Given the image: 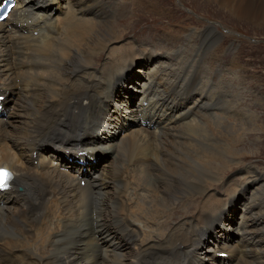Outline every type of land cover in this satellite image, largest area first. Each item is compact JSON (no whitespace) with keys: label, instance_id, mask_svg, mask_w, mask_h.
Instances as JSON below:
<instances>
[{"label":"bare ground","instance_id":"bare-ground-1","mask_svg":"<svg viewBox=\"0 0 264 264\" xmlns=\"http://www.w3.org/2000/svg\"><path fill=\"white\" fill-rule=\"evenodd\" d=\"M17 1L13 19L0 22V58L6 59L0 62V90L8 94L0 102V112L6 111L0 116V159L16 173L17 184L16 191L0 197V264H264V251L254 250L251 258L247 253L255 238L264 244V188L245 205V224L257 231L242 234L243 217L237 222L227 216L235 195L246 191L247 182L255 186L264 181V172L245 165L243 180L230 184L226 197L205 194L215 190L216 182L223 185L232 170H242L249 128L259 121L242 105L234 112L242 90L211 85L218 64L227 61L230 72L244 71L221 55L226 40L214 48L202 49V42L195 46L205 28L212 27L217 40L221 37L215 25L196 22L201 29L195 30L187 23L176 44L189 34L193 41L178 67L179 53L185 51L171 54L175 64L149 70L161 69V74L146 75L142 67L168 57L143 44L114 48L130 31L126 21H97L93 7L100 4L102 16L108 17V0ZM210 3L264 24V0ZM138 32L131 35L135 43L141 38ZM131 59L140 60L135 64ZM96 60L99 65L93 64ZM206 61L214 63L210 69ZM138 79L151 82L140 89ZM262 97L264 92L257 96L259 108ZM144 120L156 127H144ZM85 149L96 155H81ZM65 150L74 154L64 155ZM98 156L100 161L90 162ZM70 158L83 164H72L71 173L61 171ZM79 177L87 179L85 186ZM185 195L193 198L179 204ZM200 202L205 214L168 227L180 213L171 215L172 207H187L186 214L193 215ZM232 222H237L235 229ZM220 251L230 257L220 261Z\"/></svg>","mask_w":264,"mask_h":264},{"label":"rangeland","instance_id":"rangeland-1","mask_svg":"<svg viewBox=\"0 0 264 264\" xmlns=\"http://www.w3.org/2000/svg\"><path fill=\"white\" fill-rule=\"evenodd\" d=\"M138 1L140 2V0H108L106 4L107 8L109 9L108 17L102 16L103 10H100L102 7L100 4H96L93 7V9L98 10V14L94 15L95 17L99 16V18L96 17L97 21L109 22L111 24H116L120 21H126V27H127L126 30L130 32L125 35H122L119 41H117L113 45L114 48L121 50L124 48H128L130 44H137V46L143 44L144 46H146V48L150 49L152 52H155L156 53L155 55L161 54L168 57V58H164L163 61H158V62H162L160 64H156L158 62H154L153 65H151L152 63L149 64L151 65L150 67L148 66L142 67L141 68L142 74L147 75V72H150V74H155L157 72L158 74L159 73L161 74V69H158L157 71L155 69V72L149 70H153L155 65H160L161 67H163L167 65V63L175 64L177 60L174 59L171 54L177 53L175 50L177 51L182 50L185 52L179 53V57H178L179 60L177 62V67H178L183 56H186L188 52L187 51L188 46H190L189 44L193 41V37L191 36V34H189L187 36L189 41L188 40L181 41L180 44H176L178 42L176 36H180L183 32H185L184 28H187L188 24H190L192 27H195V30H199L201 28H197L196 22L199 23L201 22L202 24H206V25L210 22L213 25H215V27L219 30L221 37H218L217 40L216 37L212 36V34L214 33L212 31V27L205 28L204 30L205 35L203 39H200V43H197L198 42L197 39L194 40L196 42L195 46L201 45L202 42L203 43L202 49L206 48L207 46H209V48L212 47L214 48L215 45L216 47H218L224 40H226V48L227 47L228 48L223 50L224 52L221 55L223 57L228 56L225 58V60L229 58H231L233 61L235 60L234 62H236L238 66L241 65L242 66L241 69H244V71H242V73L239 74L237 72L229 71L227 61H226L227 65L218 64L212 71L213 73L210 71L213 74V75L210 74V76L212 77V81L214 80L211 85L221 86V87L224 86L225 88H227V86L230 87L232 86L233 87L232 92L235 91V89L243 91L241 100H239V96L237 95V102L239 104L236 110H234V112L237 113L241 108L243 109L244 107L246 111L250 112L249 115L254 114L253 116L259 121L253 125V129L252 128H249L250 130L248 129L250 133L252 132V134L251 137L247 138V143H246L247 147L243 148V150L248 154H246L247 155L246 160L240 163L239 168L241 167L242 169H246L249 164H254L255 166L257 165L258 170L264 172V165L259 167L260 164H256L259 157L263 159V161H261V164H264V105L259 108L258 107L259 99H257V96H260V94L264 92V24L256 21H252L244 17H239L236 15V13L230 12L228 9L223 10V7L221 5H217L216 3L214 4L210 3V0L209 1L208 0H149L150 3H147L146 7H145V2L147 0H141L140 5L136 7L134 4ZM110 9L113 11H111ZM162 9H164V11H162ZM137 32H138L137 35H140V32L142 33L140 38L141 41L139 39V41L137 40L135 43L134 41H132V39L134 38H132L131 35L136 36L135 34ZM127 36L130 37L128 38ZM214 40L217 41L213 42ZM123 41L124 43H121ZM119 43H121L120 46H116ZM166 47L169 50L165 49ZM197 50L198 52H200L199 49ZM103 51L105 50H102L101 52ZM239 54L241 56H239ZM202 55L207 57L208 50L207 49L202 50ZM98 56H99L98 59H101L100 55ZM240 57H242V60H240ZM211 58L214 60L213 56H211ZM131 60L136 64L137 62H139L140 59H131ZM99 62L100 60H96L93 64L95 65L96 63L99 65ZM102 62H105V58L102 60ZM212 64H214L212 63V61H206L205 63L206 69H210V65ZM112 66H113L112 63L109 64V67ZM139 67L140 65L138 64L135 66L134 69L136 70ZM106 68L103 74H106ZM175 68H169L168 71L170 69H175ZM131 72L125 74L126 79L130 77ZM226 75L228 76V78L226 77ZM143 81L144 79H138L137 80L138 85L142 86ZM17 82H19V80ZM252 93L254 95L253 101L250 99V95H252ZM134 100H136V98H134ZM226 100H229L228 96L226 97ZM261 103L264 104L263 97L261 98ZM7 105L8 107H11L10 106L11 104L9 102L7 103ZM228 105H229L228 102H226V107ZM131 107H133V104L131 105ZM13 108L14 107L10 108L9 110L12 112ZM228 112L231 113V111ZM225 120L226 118H224L222 121L225 122ZM238 122L240 121H237V124H239L240 126L243 125L246 126L244 123L240 124ZM122 135L123 134L121 133L120 136ZM237 140L239 143L240 140L238 138ZM243 174L245 175L243 170L234 169L230 173L226 174V177L222 181L223 185L219 187L220 182H216L215 190H209L205 194L209 196L210 194L216 193L218 197L220 196L226 197L228 193L227 190L230 184L234 183L235 180H237V182L242 181L243 180L242 178L244 177ZM240 177L241 179H238ZM244 187H246L247 195L244 196L245 198L243 201H242V193H238L235 196L227 211L228 217L237 212L236 217L234 218L238 219L239 215L244 210L243 204H245L250 199V197L253 196L252 185L248 183L245 184L242 188ZM195 196H198V194ZM189 198H193V197H190L189 195H185L183 199L179 201V204L180 203L183 204ZM227 198L224 199V202L227 200ZM202 199L203 198H201V200ZM179 204L177 205V208L176 207L171 208L173 209L171 215L176 210H180V213L177 215L175 219H172V222L168 224V227H170L172 223L174 225H178L179 223H182L184 221L188 223H192L195 218L192 216L194 215L197 216L200 213L202 214L203 209H205V207H203V204H201L200 202V208L196 211H193L192 212L194 213L193 215H190V214H186V210L188 208L179 207ZM225 206H227V204ZM168 213L166 214V219H168L171 216L168 215ZM236 221L238 222L239 220ZM237 222H232L231 227L235 229ZM144 230L145 228L141 227L142 234L144 233ZM209 245L210 243H208V246Z\"/></svg>","mask_w":264,"mask_h":264},{"label":"snow or ice","instance_id":"snow-or-ice-1","mask_svg":"<svg viewBox=\"0 0 264 264\" xmlns=\"http://www.w3.org/2000/svg\"><path fill=\"white\" fill-rule=\"evenodd\" d=\"M0 4H5V0H0ZM9 10V8L5 7L4 10L0 12V19L5 18ZM11 178L10 172H8L6 169L0 168V189L7 188Z\"/></svg>","mask_w":264,"mask_h":264}]
</instances>
